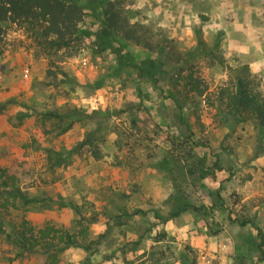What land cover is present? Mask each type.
I'll list each match as a JSON object with an SVG mask.
<instances>
[{"label":"rangeland","instance_id":"1","mask_svg":"<svg viewBox=\"0 0 264 264\" xmlns=\"http://www.w3.org/2000/svg\"><path fill=\"white\" fill-rule=\"evenodd\" d=\"M73 1L87 32L73 55L45 53L24 25L1 23L0 166L42 200L25 213L36 228L74 231L81 216L96 218L89 248H64L55 264H264V139L251 121L225 120L202 100H186L179 114L169 97L172 76L189 66L211 90L243 63L264 86V0ZM109 1L156 47L102 36ZM149 58L161 62L154 72ZM190 133L184 145L211 166L202 178L177 158L174 143ZM48 149L64 163L52 164ZM176 191L210 206L209 227L188 210L168 216ZM0 264L50 262L0 235Z\"/></svg>","mask_w":264,"mask_h":264},{"label":"trees","instance_id":"2","mask_svg":"<svg viewBox=\"0 0 264 264\" xmlns=\"http://www.w3.org/2000/svg\"><path fill=\"white\" fill-rule=\"evenodd\" d=\"M84 14L82 5L73 0H0V42L3 32L1 23L11 21L24 25L28 31L33 32L34 38L38 44H41L43 52L66 49L70 55H73L80 48L78 47L80 35L87 33L78 27V24L83 21ZM101 27L102 36L112 33L119 35L125 41L141 44L148 50L156 47L149 41L142 25H135L127 21L116 5V1L104 4ZM160 49L162 50V47ZM181 56L177 55L176 62H179ZM144 61L151 72L156 71L161 65V62L150 58ZM227 68H229L227 78L212 90L190 66L187 67L184 75H182L183 69H178L172 76V91H170L169 97L179 114L183 112L186 100H194L193 103L196 102V99L202 100L206 106L216 108L218 114L225 120L251 121L264 139V86L251 72L248 64L243 63ZM178 96H182L183 100H179ZM192 97L195 99H191ZM42 115L55 119H60L63 115L69 118L75 116L76 119H79L80 116L88 114H82L79 111L76 113L75 110H71L70 114L48 110ZM69 126L70 123L58 126V128L65 130ZM191 133L183 141L174 143V146L180 148V157L177 158L184 159L182 160L184 164L181 167L186 168L187 166L186 173L191 177L199 173V178H202L209 172L211 166L205 165L204 158L194 156L192 146L184 145L189 140ZM87 140L89 141L86 135L79 145L87 143ZM191 141V145L199 144L192 139ZM200 144L207 146V142ZM48 159L52 164L61 165L66 156L58 151L52 152L48 149ZM163 161L164 163L160 164L162 168L163 164L167 162L165 159ZM218 162L219 160L216 158L212 168H215ZM171 180L173 183L172 178ZM171 197L174 198L176 204L174 209L169 212V217L177 216L182 211L188 210L194 215L201 216L206 227H209L208 221L213 219L210 206L195 205L187 201L185 195L179 191L170 195ZM217 199H220L219 195H217ZM41 201L38 196L29 194L19 186V179L15 173L0 166V235H4L23 252L39 250L45 253L50 264L56 263L58 253L64 248L70 246L89 248L88 240L91 235L89 224L96 221L95 217L81 216L76 222L77 228L74 231L50 223H44L36 228L26 218L25 213L32 204ZM213 205L216 204L213 203ZM240 224L244 225L245 221H241ZM261 244V242L258 244L260 249ZM261 254L264 258L262 249Z\"/></svg>","mask_w":264,"mask_h":264}]
</instances>
